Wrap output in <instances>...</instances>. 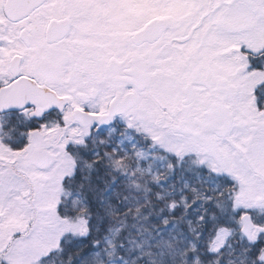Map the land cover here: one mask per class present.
<instances>
[{"label":"snow or ice","instance_id":"6c2138e0","mask_svg":"<svg viewBox=\"0 0 264 264\" xmlns=\"http://www.w3.org/2000/svg\"><path fill=\"white\" fill-rule=\"evenodd\" d=\"M0 264H264V0H0Z\"/></svg>","mask_w":264,"mask_h":264}]
</instances>
